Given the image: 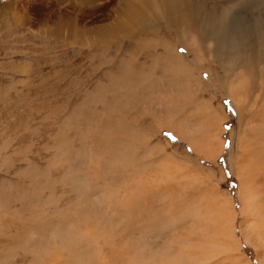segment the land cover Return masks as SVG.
<instances>
[{
  "label": "rangeland",
  "instance_id": "obj_1",
  "mask_svg": "<svg viewBox=\"0 0 264 264\" xmlns=\"http://www.w3.org/2000/svg\"><path fill=\"white\" fill-rule=\"evenodd\" d=\"M186 1L0 0V264H264V0Z\"/></svg>",
  "mask_w": 264,
  "mask_h": 264
},
{
  "label": "bare ground",
  "instance_id": "obj_2",
  "mask_svg": "<svg viewBox=\"0 0 264 264\" xmlns=\"http://www.w3.org/2000/svg\"><path fill=\"white\" fill-rule=\"evenodd\" d=\"M179 2H181V4L183 5V9L182 11V15H184L185 13L188 14H193V10L196 6L192 5L191 7L189 6V4L187 3L186 0H159V5L162 9H167L168 11L171 12H178L179 11ZM147 7V6H146ZM159 7V8H160ZM215 10V9H214ZM196 11V9H195ZM185 12V13H184ZM175 14V13H174ZM225 14H222L220 17L216 18V17H210L209 19H204L202 20L203 22H201V29H203V32L206 35H210V36H214L215 39H217V41L219 42L220 40H222L226 34V29H227V20H226V16H224ZM229 31V30H228ZM259 32V31H258ZM260 33V32H259ZM228 38V37H227ZM226 40V38H225ZM216 41V42H217ZM220 43V42H219ZM217 45V44H216ZM225 45V43H224ZM229 45V44H228ZM218 47H221V45H217ZM228 49V48H227ZM229 52V51H228ZM253 58V57H252ZM260 59H264L259 57ZM254 59V58H253ZM258 59V58H257ZM253 61V60H252ZM258 61V60H257ZM262 61V60H260ZM254 62V61H253ZM259 62V61H258ZM262 62H260L261 64ZM251 65V64H250ZM241 67V65L239 66ZM243 68V67H242ZM241 68V69H242ZM254 68V67H253ZM244 71V70H243ZM261 71V70H259ZM264 71V70H263ZM262 71V74L264 75ZM251 74V73H250ZM253 74V73H252ZM249 75V74H247ZM255 76V74H254ZM257 76V75H256ZM255 76V77H256ZM253 77V76H252ZM253 83V82H252Z\"/></svg>",
  "mask_w": 264,
  "mask_h": 264
},
{
  "label": "snow or ice",
  "instance_id": "obj_3",
  "mask_svg": "<svg viewBox=\"0 0 264 264\" xmlns=\"http://www.w3.org/2000/svg\"><path fill=\"white\" fill-rule=\"evenodd\" d=\"M227 103V102H226ZM227 127V126H226ZM165 135L171 137L172 139H176V137L172 133H166Z\"/></svg>",
  "mask_w": 264,
  "mask_h": 264
}]
</instances>
